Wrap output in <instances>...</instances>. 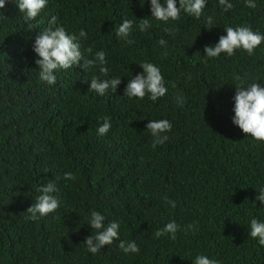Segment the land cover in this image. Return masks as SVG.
I'll use <instances>...</instances> for the list:
<instances>
[{
	"label": "trees",
	"instance_id": "trees-1",
	"mask_svg": "<svg viewBox=\"0 0 264 264\" xmlns=\"http://www.w3.org/2000/svg\"><path fill=\"white\" fill-rule=\"evenodd\" d=\"M230 2L228 12L207 0L200 19L181 12L164 23L151 18L150 0H48L26 22L17 0H6L0 9V264H193L197 255L220 264H264V246L250 236L251 219L264 221V204L256 200L264 189V142L232 123L235 85L264 87V41L251 56L243 50L204 56L226 26L264 35V0H254V9L245 0ZM144 18L152 26L141 32ZM124 19L134 22L131 44L116 35ZM49 27L78 37L85 59L103 50L108 74L97 63L56 72L55 85L41 81L33 44ZM144 62L160 68L168 89L156 101L124 96ZM93 76L122 82L100 96L89 90ZM105 116L111 128L99 135ZM160 119L172 130L153 148L146 125ZM69 172L75 180L65 178ZM49 181L58 188L59 208L27 219ZM92 211L106 225L120 224V239L96 254L84 244L95 235ZM172 221L179 226L176 239L157 238ZM120 241H135L139 252L124 253Z\"/></svg>",
	"mask_w": 264,
	"mask_h": 264
},
{
	"label": "clouds",
	"instance_id": "clouds-1",
	"mask_svg": "<svg viewBox=\"0 0 264 264\" xmlns=\"http://www.w3.org/2000/svg\"><path fill=\"white\" fill-rule=\"evenodd\" d=\"M47 3L48 0H17L19 12L24 13L26 22L36 20L47 6ZM218 3L225 12L232 10L234 7L230 0H218ZM143 4H141V7H143ZM206 4L207 0H163V2L161 0H150L151 18L167 23L170 20H179L181 12H184L200 19L204 14ZM5 5L6 0H0V9H3ZM245 6L254 9L256 4L254 0H245ZM56 19L53 16L49 23L54 24ZM206 22L208 25L213 24L212 17H206ZM151 26L148 19H140L138 27L141 32L147 31ZM133 28V20L124 19L116 30V35L131 44L133 41L129 39V36ZM224 31L226 35H221L218 43L204 47L206 58H218L221 54L231 57L236 54L237 50L246 51L251 56L254 55V50L264 41V35L258 31H253L250 26H226ZM79 36L86 37V32L81 29ZM77 39L78 37L68 34L63 27H56L55 29L49 27L41 31L33 44V51L39 57L35 63L38 65L41 81L49 85H55L57 82L56 72L72 69L73 66H80L83 71H87L97 63L100 65V72L104 75L108 74L109 69L105 66L107 64L106 53L103 50L97 51L94 59H85L81 53L80 45L76 42ZM159 43L162 46L166 45V41L163 39ZM164 54L167 55V52ZM81 61H83L82 64ZM140 66L143 73L129 79L124 89V96L129 99L138 98L142 100L147 95L153 101L165 96L168 89L165 86L160 68L148 62L141 63ZM83 82H87V80ZM121 82V78L101 80L93 76L90 80L89 90H94L98 95L105 96L109 90L116 92L117 85ZM235 88L233 125L238 126L244 134L250 135L259 142H264V87L256 82L251 83L249 86H244L243 83L237 84ZM176 99L178 105L182 106L184 98L178 95ZM102 119L104 122L97 130L99 135H105L111 128L110 118L105 116ZM146 129L154 138L152 147L155 148L169 139L166 133L172 130V124L167 119L149 120ZM65 178L75 180V176L70 172L65 173ZM38 192L40 195L35 198V202L26 211L29 214L26 218L33 221L54 213L60 206L59 196L55 195L58 188L54 181H49L41 186ZM258 193L256 200L264 204V189H260ZM164 199L173 208L176 206L174 201L169 200L167 197ZM88 224L91 225L92 230H95V235L91 234L86 237L84 244L92 254L98 253L104 246H110L114 241L120 239L119 222H110L106 225L105 217L97 211L91 212ZM187 227L191 229L194 226L188 225ZM178 230L179 226L175 221H172L157 230L155 235L157 238L169 235L171 239L175 240ZM250 236L253 239H258L260 246H264V221L251 219ZM119 248L126 254L139 252V247L135 241L130 243L120 241ZM193 264H220V262L205 255H197Z\"/></svg>",
	"mask_w": 264,
	"mask_h": 264
}]
</instances>
